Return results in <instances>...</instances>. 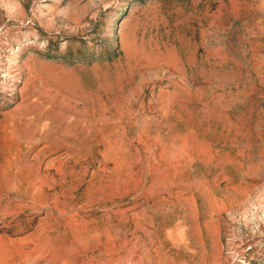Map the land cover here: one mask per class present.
<instances>
[{
  "label": "rangeland",
  "instance_id": "1",
  "mask_svg": "<svg viewBox=\"0 0 264 264\" xmlns=\"http://www.w3.org/2000/svg\"><path fill=\"white\" fill-rule=\"evenodd\" d=\"M0 264H264V0H0Z\"/></svg>",
  "mask_w": 264,
  "mask_h": 264
}]
</instances>
